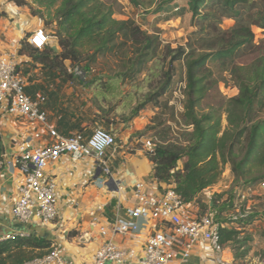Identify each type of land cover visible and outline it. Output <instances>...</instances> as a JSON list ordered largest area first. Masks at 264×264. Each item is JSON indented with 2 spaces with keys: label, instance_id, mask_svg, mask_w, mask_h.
Instances as JSON below:
<instances>
[{
  "label": "trees",
  "instance_id": "obj_1",
  "mask_svg": "<svg viewBox=\"0 0 264 264\" xmlns=\"http://www.w3.org/2000/svg\"><path fill=\"white\" fill-rule=\"evenodd\" d=\"M12 1L28 7L44 26H51L49 35L59 46L56 50L47 43L36 48L25 36L18 54L28 56L33 65H40L51 78L58 77L63 83L73 76L68 62L71 68L82 67L84 85L93 91V105L99 110L97 119L107 131L117 120L128 125L147 107L170 109L174 117L176 110L170 103L173 90L184 82L182 110L176 112L175 120L177 139L158 140L151 151H145L153 163L152 178L174 184L182 200L196 203L200 214L211 213L220 225L218 244L230 246L234 258L243 257L247 249L238 253L235 248L243 247L249 238L239 237L237 227L251 224L256 214L223 217L222 213L236 208L231 198L237 200L239 188L264 182V0H128L132 7L149 13H166L163 21L191 14L193 30L185 45L174 47L163 43L158 34L144 30L134 18H115L117 0ZM224 19L234 23L224 28ZM253 27L262 31L263 43L255 42ZM106 57L111 58V65H98L99 59ZM144 72H148L144 79L132 84ZM226 77L237 93L219 105L203 108L208 93ZM124 85L134 90H125ZM25 92L28 94L26 87ZM127 106L129 110H121ZM2 149L0 133V152ZM226 169L232 186L203 202L201 194L215 185ZM228 192L232 193L228 202H222ZM234 223L237 226H231ZM52 244L51 238L34 230L13 234L0 240V264L42 256Z\"/></svg>",
  "mask_w": 264,
  "mask_h": 264
},
{
  "label": "crops",
  "instance_id": "obj_2",
  "mask_svg": "<svg viewBox=\"0 0 264 264\" xmlns=\"http://www.w3.org/2000/svg\"><path fill=\"white\" fill-rule=\"evenodd\" d=\"M39 28H43L41 19L30 15L25 7L17 6L11 0H0V53L12 56L17 64L24 67V73L20 71L26 79L29 96H46L43 110L47 113L50 125L60 135L68 137L80 132L88 136L98 126L99 110L93 105V91L90 89L89 92L71 80L63 83L58 77L51 78L40 65L30 63L32 61L28 56L18 54L24 37H29ZM48 43L56 50L59 49L56 39L50 40V35ZM151 110L157 108L142 110L128 125L122 122L109 125L108 130L116 138L123 135L125 143L117 142L116 149L108 152L111 169L108 182L102 183L103 175L92 158H75L66 154L48 167L47 173L54 177L57 183L59 207L58 218L50 224L38 227L10 220L11 199L17 192L22 176L17 168L4 167L0 171V236L28 233L31 230L38 233L48 231L52 245L73 259L75 264H93L94 251L108 235L102 234L101 230L109 229L118 209L128 211L132 208L134 184L144 181L150 186H156L152 178L153 163L143 153V145L142 149L134 147L132 151H128L127 147V143L133 144V130L140 131L144 123H148L147 116L150 118L154 115L155 112ZM0 133L6 149L16 136H27L28 130H24L22 123L2 108ZM35 142H49L48 131L43 130L41 139ZM226 170L229 172V169ZM112 201L114 204L106 210ZM135 222L139 228L135 234L114 236V240L130 255V262L139 258L147 234L152 230L151 225H147L142 218L135 219ZM239 229L250 232L252 227L245 225ZM223 255L227 264H239L230 246L225 248ZM215 258L214 250L204 241L188 259H176L170 264H218ZM249 263L261 262L253 258Z\"/></svg>",
  "mask_w": 264,
  "mask_h": 264
},
{
  "label": "built area",
  "instance_id": "obj_3",
  "mask_svg": "<svg viewBox=\"0 0 264 264\" xmlns=\"http://www.w3.org/2000/svg\"><path fill=\"white\" fill-rule=\"evenodd\" d=\"M27 41L36 48H42L48 43L49 34L39 28L30 34ZM18 67L12 56L0 53V110L3 108L8 115L22 123L24 130H28L27 136H16L6 149L3 146L0 171L12 166L22 176L17 192L11 199L10 220L39 227L52 223L59 216L57 183L47 173L48 167L66 154L75 158H92L101 170L102 183H106L111 176L108 152L116 149L117 141L114 134L99 126L88 136L80 132L68 137L60 135L42 110L46 97L39 95L33 98L26 94V79ZM183 88L184 82L174 87L170 103L175 110H182ZM174 99H177V105L173 103ZM43 130L48 131L49 142L36 144ZM143 144L148 151L154 147L149 139ZM155 182L156 186L144 181L134 184L132 208L128 211L118 209L109 229L101 230L102 234L108 235L94 251L93 264H170L176 259H188L204 241L214 250L216 262L227 264L223 255L226 247L218 244L217 229L220 225L213 221V215L200 214L196 203L184 202L175 191L174 184ZM254 186L239 188L237 198L245 199L244 195L252 192ZM256 187L264 188V182ZM137 218L145 220L152 230L147 234L139 258L130 262V255L114 240V236L135 234L139 229L135 222ZM12 235L0 236V240ZM18 264L75 263L52 245L42 256Z\"/></svg>",
  "mask_w": 264,
  "mask_h": 264
},
{
  "label": "rangeland",
  "instance_id": "obj_4",
  "mask_svg": "<svg viewBox=\"0 0 264 264\" xmlns=\"http://www.w3.org/2000/svg\"><path fill=\"white\" fill-rule=\"evenodd\" d=\"M180 2H182L181 4H185V1H180ZM22 7H25L30 14L28 7L26 6H22ZM116 10H117L116 14L114 15L115 18H118V19H126L128 17L134 18V20L139 25H141L144 30H147L150 33L158 34L159 37L164 41L163 43L165 44L169 43L173 47L176 45H185L187 35L189 34L190 31L193 30V27L191 26V14L190 13H187L179 18H172L168 21H163L162 18H164V16H167L165 15L166 13H164V15H161V14L156 15L154 13H149V11H144V9L142 10L141 8L138 9V8L132 7L128 3V0H117ZM233 23H234L233 20L224 19L222 22V26L224 28H228ZM42 25H43V28L46 31H48V33H50V31L53 29L51 26H44L43 21H42ZM253 32L255 34V42L257 44L263 43L262 31L256 27H253ZM50 40H55V39L53 36L50 35ZM111 63H112L111 58L106 57V58L99 59L98 65L106 67V65L110 66ZM67 64L69 67L68 68L69 73L73 74V76L69 80H71L72 83L82 85L85 89H88V91L90 92V89L84 85L85 79H84V75H83L84 72H83L82 67L71 68L69 66V62ZM103 64H106V65H103ZM18 66H19V69L22 70L24 73V67H21V65L19 64ZM148 66L152 67L153 66L152 62H149ZM177 68H178L177 70L179 73L181 71L180 63H178ZM147 73L148 72H144L140 74L135 80V82H133L132 84L137 85L139 82H141L144 79ZM81 75H83L82 78H80ZM123 87L125 88V90L127 89H129L130 91L134 90L133 87L130 85L128 86L124 85ZM137 89L138 88L136 87V90ZM236 93H237V88L234 86L233 82L230 81L229 78L226 77L224 81L219 82V84L208 93L207 97L204 99L202 103V106L203 108H205L208 105H213V104L219 105L221 104L222 100L225 97L233 96ZM173 103L177 105L178 104L177 99H174ZM151 108L153 107H147L142 110H145V109L147 110ZM121 110L127 111L129 110V106L125 108H121ZM142 110H140L139 113ZM178 110L176 109V112H178L177 114H179V111H180ZM152 112H155L154 115H152L150 118L147 116L148 123H144L143 128L140 131L133 130L131 137L134 140H133V144L127 143L128 151H132V148L134 147H139V149L140 148L142 149V145H144L143 142L147 139L155 143H157L158 140L160 141L162 139L169 140V141H173L177 139V136L179 134V126L177 125V123H175L176 118H178L176 117L177 116L176 112L175 111L173 112L174 117H171L170 109L163 110V111H160L159 109H157V110H153ZM139 113L137 117L139 116ZM117 122L120 123L121 121L117 120ZM222 122L223 124H225L224 115H223ZM97 125L101 127H105L103 126L102 123H100V121H98ZM153 125H156L157 128L153 129L152 128ZM168 126L171 129L163 130ZM119 127L120 126H118V128ZM137 133H140L142 135L139 136ZM117 142L118 144L125 143L123 135L122 136L120 135V137L119 136L117 137ZM142 150H143V153L145 154L146 149L144 148V146ZM178 166L179 167L181 166V162H178ZM231 183H232V177L229 174V172L225 170L220 180L215 185H213L209 190L204 191L205 193L203 192L201 194V200L203 202H208L213 193H221L223 191L229 190V188L232 186ZM230 193L231 192L226 193L222 197L221 201L222 202L224 200L227 201L232 195V193L231 194ZM244 196H245V199H240L239 197L237 198V200H235V197H232L231 199L232 200L234 199L233 203L235 204L236 208H234L230 212L228 211L223 212L222 216L228 217L229 214H231L230 216H236V214H240L241 212L242 214H247V213L256 214L254 215V218L252 220L253 222L251 224H247V226L251 225L252 230L249 232L248 230L241 229V233L239 234V237L247 236L249 239L246 241L243 247L238 248V249L235 248V251L239 253L240 251L247 249V252L243 257H238L236 259L239 261V264H250L249 262H252L253 258H257L259 262H261L260 264H264V235H263L264 233V188H259V187L254 186L252 192H248ZM231 226L235 227L237 226V224L234 223ZM243 226L239 225V227L237 228L239 229L240 227H243ZM252 264H258V263H252Z\"/></svg>",
  "mask_w": 264,
  "mask_h": 264
},
{
  "label": "water",
  "instance_id": "obj_5",
  "mask_svg": "<svg viewBox=\"0 0 264 264\" xmlns=\"http://www.w3.org/2000/svg\"><path fill=\"white\" fill-rule=\"evenodd\" d=\"M30 232V231H29ZM38 233V232H36ZM42 236L44 237H48V238H51L50 235H49V232L48 231H43L42 233H40Z\"/></svg>",
  "mask_w": 264,
  "mask_h": 264
}]
</instances>
